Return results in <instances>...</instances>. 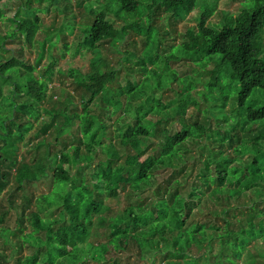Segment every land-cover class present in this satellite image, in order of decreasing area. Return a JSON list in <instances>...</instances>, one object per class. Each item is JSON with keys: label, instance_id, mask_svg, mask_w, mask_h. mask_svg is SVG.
Listing matches in <instances>:
<instances>
[{"label": "trees", "instance_id": "1", "mask_svg": "<svg viewBox=\"0 0 264 264\" xmlns=\"http://www.w3.org/2000/svg\"><path fill=\"white\" fill-rule=\"evenodd\" d=\"M7 1L0 0V22L10 23L0 30V196L7 194V208L0 205V241L6 240L0 242V264L12 262L7 248L21 255L13 264H264V0L217 24H209L216 0L96 1L105 9H86L89 20L78 24L76 41L93 56L87 67L68 70L84 92L49 122L42 110L56 65L54 42L62 39L61 56L68 54L66 29L75 24L68 20L47 35L39 13H68L69 0H37L45 1L41 6L19 1L11 16L5 15ZM199 2L205 7L197 24L161 50L163 40L173 37L161 34L159 12L182 18ZM111 14L122 24L115 26ZM132 33L144 45L139 54L123 47L135 80L121 85L102 47ZM37 40L42 52L32 63L21 51ZM9 43L19 44V54L10 52ZM172 45L179 56L167 53ZM181 60L191 73L179 76L169 65ZM206 72L208 82L195 97V83ZM173 80L179 81L175 105L155 97V89ZM229 103L235 117L226 111ZM209 112L214 123L206 119ZM105 117H114L113 124ZM21 145L26 149L17 154ZM92 163L90 172H81ZM48 171L51 188L37 200L58 213L27 214L26 185ZM19 191L26 193L21 204ZM112 197L127 203L112 210L105 200ZM196 210L204 220H191ZM10 212L17 214L14 227ZM27 247L31 252L24 254Z\"/></svg>", "mask_w": 264, "mask_h": 264}, {"label": "rangeland", "instance_id": "2", "mask_svg": "<svg viewBox=\"0 0 264 264\" xmlns=\"http://www.w3.org/2000/svg\"><path fill=\"white\" fill-rule=\"evenodd\" d=\"M19 1H23V0H8L7 1L8 8L4 9L6 16L13 15L17 7V3ZM96 1H101V0H69L68 7H69L70 12L68 13H65V12L62 14L59 12L58 13L57 12L56 13L55 12L39 13V15L41 16V20H42L40 28L47 35L52 30L54 31L60 30L62 28V23L67 22L68 20H71L75 24L74 28L70 27L66 29L67 37L71 44V51L65 56L62 57L61 52H60V41L62 39L60 38L58 39V37H57V40L56 38H52L53 40H56L54 43H58V44H57V47L54 48V51L56 52V56H55L56 65L51 74L52 79L49 82V91L47 93V98L45 102L43 103V108L45 110V111L42 110L44 114L43 119L46 122H49V117L52 116L51 114L55 113V111L56 112L63 111V107L65 106V104H70L72 107H74V105L80 100V94L84 92L82 88H80L75 83L72 77L68 75V70L71 68H81L82 69L84 67H87V65H89L90 60L93 56L92 53L88 51L87 49L78 47V44H76V41L78 40V35L80 33L79 31L80 28L78 27V24H85L89 20V15H88L87 10H89L90 8H93L96 11L105 9V6L101 7L99 5H96ZM252 2H254V0H216L215 2L216 7H215L214 12L209 18V24L219 23L220 21H222V18L225 14H226L225 17H227L228 14H237L238 12H240V10H242V8H247ZM31 4L33 6H41L42 4H45V1L33 0ZM203 7H205V4L203 2L201 3L199 2L194 11L188 13L182 18L181 16H179L180 18H172L169 16L167 12H161V11L159 12L160 16L156 23L161 30V34L165 36L170 35L171 37H173V38H167L163 40V43L161 45V50L164 48L167 49L170 43L177 44L178 42L182 41L181 36L187 31V28L194 27L197 24L199 20L198 18L200 16V13ZM180 15H184V12H181ZM109 16H111L115 26L118 27L119 25L122 24V21L118 17H114L113 14ZM9 24L10 23L8 21L2 20L0 22V30L1 31L7 30L9 27ZM157 33L159 35V29L155 28V36H157ZM46 41H47V44L48 43L50 44L49 39ZM262 42H263V49H264V32L262 33ZM143 45H144V42L141 39V36L135 33H132V35L128 37L125 41L115 39L112 41H108L104 45V47H102L103 49L102 54H103V57H105L106 60L108 61L109 63L108 66H112L118 70L116 81H118L121 85H124L128 80H135V76L129 73V71L127 70L128 69L127 67L130 65V63L125 60V53L122 52L123 47H125L128 50L127 54H131V53H138V52L140 53L143 49ZM8 46H10V48H13V50H11L10 52H16L15 53L16 55L19 54L17 53V51L19 50L18 43H9ZM177 47L178 46L176 45L169 46V50L167 51V53L172 54L175 57L179 56V51L177 50ZM50 50L52 51L51 47L48 49H45L44 51L45 58H46V53H48ZM21 52H22L21 55H23L27 60H30V62L32 63L33 62L37 63L38 62L37 58L39 57V53L42 52V47H41L39 40L36 41L33 47L25 46ZM160 54H164V52H160ZM44 62L45 61L43 60L40 64H43ZM203 63L204 62L201 60L200 64H203ZM169 65L178 70L179 76H183L184 74L191 73L189 69L190 66L185 60L171 62L169 63ZM107 67H105L102 63L103 69ZM208 76L209 75L206 72V73L201 74L198 77L199 81L195 83V90L193 91V95L195 97H197V92L203 90L204 84L208 82V78H209ZM178 83L179 81L173 80L164 89H155V97L159 98L161 101L165 103H171V105H175L177 103V100H176L177 89L176 88L178 86ZM230 89L231 88L229 87V84L226 83V86H225L226 92L229 93ZM201 103H202L201 106L204 107V102H201ZM231 103H229L226 106V111L228 114L235 117L236 113L234 109L232 108L233 105ZM134 115H135L134 112H130L129 118L130 119L133 118ZM58 117L60 121L63 119V117L60 115ZM105 118H106L107 123L113 124L112 119L114 117H111V119L108 117H105ZM204 119H205V116L201 114V121H204ZM206 119H208L212 123L215 122L211 112L208 113V117H206ZM54 124L57 125V123H54ZM170 125L174 127L173 130L175 131L180 129V123L178 121H172ZM113 128L114 127L109 128L108 132L111 133ZM49 135L50 137L49 136L48 137L50 138V140H54L53 135L52 134H49ZM105 141L107 143L109 141L107 136H105ZM25 149H26V146L21 145V150H19L17 154L24 152ZM42 150H44L43 147H42ZM193 151L199 154L202 151V149L200 150L197 147H195ZM193 151L191 149L190 152H193ZM203 151L206 152V149H204ZM25 152H30V151L27 150ZM146 155L147 154H145V156ZM27 158L28 159L32 158V153H28ZM191 162L192 160L189 161V163ZM93 166H94V163H92L90 166L82 165L81 172L82 173L90 172L91 169H93ZM169 172H170L169 170H166V173H164L163 175H167ZM50 174L51 173L48 171V175L46 177H43L39 182L34 183L33 186L26 185L27 186L26 190L28 192L27 195L31 196V199H30L31 206L27 210V214H29L30 210L38 209V211L40 212L43 218L57 215L58 212L55 206H48L47 208H45L44 206H41L42 203L37 200V197L40 196L41 193H47L50 190L51 185H52L50 183L51 182ZM193 178L194 177L192 175L190 179H193ZM159 180H161V176H159ZM5 194L6 193H3L0 196V205L3 206L2 210L7 208V201H5L7 194L6 195ZM23 194L26 195V193H24L23 191L18 192L17 202L19 204H21L23 200ZM105 200L107 204L112 206V210H115L116 207L117 209H120L121 206H119V204L122 202H123L122 203L123 206L126 205L127 203L121 198L118 199L114 197L110 199H105ZM105 212H107V210L104 211V216H105ZM9 215L10 216H8L7 219H12L10 221V225L11 227H14L17 214L10 212ZM204 218H205V215L201 214L200 211L196 210L193 212L191 220H195V221L198 219L204 220ZM30 229H31L30 226L26 227V229L24 230V233L28 232ZM9 235L13 236L12 234H9ZM5 241H6L5 238L1 239L0 241L2 243L1 245L5 244L6 243ZM30 252H31V249H29L28 247L25 248L23 251L24 254H27V253L29 254ZM6 253L8 254L9 258L12 260L11 264L14 263L15 259L19 255L18 252H12L10 248L6 249ZM138 264H146V263L139 261Z\"/></svg>", "mask_w": 264, "mask_h": 264}]
</instances>
